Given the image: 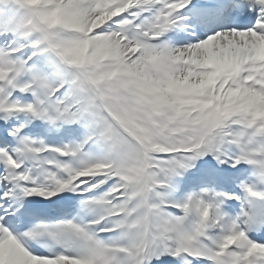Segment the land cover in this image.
I'll return each mask as SVG.
<instances>
[{
    "label": "snow or ice",
    "instance_id": "6c2138e0",
    "mask_svg": "<svg viewBox=\"0 0 264 264\" xmlns=\"http://www.w3.org/2000/svg\"><path fill=\"white\" fill-rule=\"evenodd\" d=\"M0 264H264V0H0Z\"/></svg>",
    "mask_w": 264,
    "mask_h": 264
}]
</instances>
